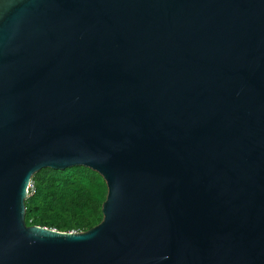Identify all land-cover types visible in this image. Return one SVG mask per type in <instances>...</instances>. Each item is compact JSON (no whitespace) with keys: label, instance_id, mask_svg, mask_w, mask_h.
Returning a JSON list of instances; mask_svg holds the SVG:
<instances>
[{"label":"water","instance_id":"water-1","mask_svg":"<svg viewBox=\"0 0 264 264\" xmlns=\"http://www.w3.org/2000/svg\"><path fill=\"white\" fill-rule=\"evenodd\" d=\"M74 166L102 221L27 226ZM0 264H264V0H0Z\"/></svg>","mask_w":264,"mask_h":264},{"label":"trees","instance_id":"trees-1","mask_svg":"<svg viewBox=\"0 0 264 264\" xmlns=\"http://www.w3.org/2000/svg\"><path fill=\"white\" fill-rule=\"evenodd\" d=\"M31 183L32 193L24 201L27 226L85 232L102 221L107 187L97 172L82 166L43 168Z\"/></svg>","mask_w":264,"mask_h":264},{"label":"built area","instance_id":"built-area-1","mask_svg":"<svg viewBox=\"0 0 264 264\" xmlns=\"http://www.w3.org/2000/svg\"><path fill=\"white\" fill-rule=\"evenodd\" d=\"M32 190H33V185L32 183L30 182L29 186H28V196H29V191H31L32 193Z\"/></svg>","mask_w":264,"mask_h":264}]
</instances>
